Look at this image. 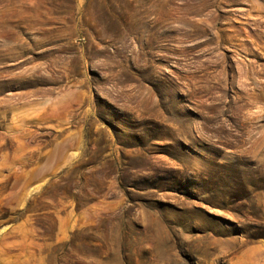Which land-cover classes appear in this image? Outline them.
Here are the masks:
<instances>
[{
	"label": "rangeland",
	"instance_id": "rangeland-1",
	"mask_svg": "<svg viewBox=\"0 0 264 264\" xmlns=\"http://www.w3.org/2000/svg\"><path fill=\"white\" fill-rule=\"evenodd\" d=\"M0 264H264V0H0Z\"/></svg>",
	"mask_w": 264,
	"mask_h": 264
}]
</instances>
